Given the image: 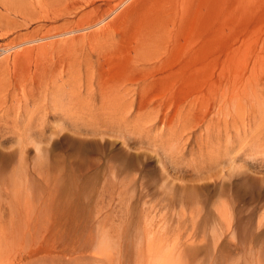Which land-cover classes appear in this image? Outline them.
<instances>
[{
    "label": "rangeland",
    "instance_id": "1",
    "mask_svg": "<svg viewBox=\"0 0 264 264\" xmlns=\"http://www.w3.org/2000/svg\"><path fill=\"white\" fill-rule=\"evenodd\" d=\"M3 1L0 264H264V0Z\"/></svg>",
    "mask_w": 264,
    "mask_h": 264
},
{
    "label": "bare ground",
    "instance_id": "2",
    "mask_svg": "<svg viewBox=\"0 0 264 264\" xmlns=\"http://www.w3.org/2000/svg\"><path fill=\"white\" fill-rule=\"evenodd\" d=\"M5 1V0H4ZM3 1V2H4ZM6 3V2H5ZM4 3V4H5ZM9 4V3H8ZM7 4V5H8ZM5 7H6V4H5ZM12 8V7H11ZM38 17V16H37ZM2 23V22H1ZM1 25V24H0ZM16 26V25H15ZM14 28V27H13ZM14 30V29H13ZM48 31V30H47ZM2 38H5L6 37V35H2L1 36ZM49 37V36H48ZM164 37V36H163ZM1 38V39H2ZM54 41V40H53ZM192 42V41H191ZM262 43V42H261ZM262 46H263V44H262ZM259 47H260V45H259ZM264 47V46H263ZM17 50V49H16ZM19 50V49H18ZM263 50V49H262ZM0 51H2V52H4L2 55H3V57L5 58V59H7L8 58V55H9V51H8V45L7 44H3L2 46H0ZM176 51V50H175ZM174 51V52H175ZM177 53H179V52H177ZM244 53V52H243ZM172 55V54H171ZM250 55V56H249ZM241 57L234 63V65H235V67L234 68H231L230 69V67H229V69L227 70V71H225L224 73L222 72V75L220 76V78L218 79V81H214V82H212V83H210V88H208L207 86H206V88H208V90H207V95H204V96H201V95H198L197 93V97L195 96V97H193L194 99L192 100V102H191V109H193L194 107H197V106H201V105H211L212 103H214L215 104V108L217 107V111H218V113H224L223 111H224V109H222L223 107H225L226 106V108L229 106V105H236V106H242V102L243 101H246L247 102V104H248V102H251V100H248L247 98H253L254 97V99H255V96L257 95V94H259L258 92H259V90L261 91V89H264L263 87H262V85H263V83H262V80H264L263 78H262V75H259L261 72V74H263V70H264V56L262 55V53H253V54H250V53H248V54H244V55H240ZM153 58V57H152ZM40 60V59H39ZM9 61V60H8ZM178 61V60H177ZM176 61V62H177ZM28 62V61H27ZM152 64H155V63H152ZM233 64V63H232ZM230 65V64H229ZM152 66V65H151ZM210 65H208V67L205 69L204 67H203V69L204 70H202V72H203V74H201L202 76L204 75V72H205V75H209V73H210V71H211V69H210ZM214 67V66H213ZM7 68V67H6ZM161 68V67H160ZM214 69H216V68H214ZM174 71H176V70H174ZM5 72V71H4ZM147 72V71H146ZM152 72V71H151ZM211 72H213V71H211ZM178 73V72H177ZM198 73H199V71H198ZM176 75V74H175ZM205 75L203 76V77H205ZM155 76V75H154ZM168 77V76H167ZM166 77V79H168ZM170 78H172L171 77V75L169 76ZM175 77V76H174ZM187 77H189V76H183L182 78L183 79H185V78H187ZM194 76H192V78H193ZM263 77H264V75H263ZM191 78V77H190ZM195 78V77H194ZM206 78V77H205ZM25 79V78H24ZM146 79H147V77H146ZM155 79V78H154ZM173 79V78H172ZM182 79V80H183ZM197 79V78H196ZM21 80V79H20ZM19 80V81H20ZM181 80V79H180ZM181 80V81H182ZM200 80H202V81H204L203 80V78L202 79H200ZM216 80V79H215ZM170 81H172L171 79H170ZM195 81V80H194ZM30 82V81H29ZM193 82V81H192ZM192 82L190 83V82H188V83H186V85H188L189 84V86H193L194 87V83H196V82H194L193 84H192ZM197 82H198V80H197ZM157 83V82H156ZM162 83V82H161ZM203 83V82H202ZM172 84V83H171ZM191 84V85H190ZM154 85V84H153ZM178 85V84H177ZM201 86V85H200ZM204 87H205V85H203ZM5 87H6V85H5ZM8 87V86H7ZM168 87V86H167ZM170 87V86H169ZM197 87H199V86H195L194 87V91L196 92V89H197ZM155 88V87H154ZM196 88V89H195ZM200 88H202L203 89V87H200ZM200 88H198V91H200L199 89ZM205 88V89H206ZM6 89V88H5ZM201 89V90H202ZM204 89V90H205ZM153 90V89H152ZM159 91H161V90H159ZM264 91V90H263ZM202 92H203V90H202ZM199 93H201V92H199ZM195 94V93H194ZM194 94H193V96H194ZM204 94H206L205 92H204ZM200 96V97H199ZM207 96H208V99H206L207 98ZM6 97V96H5ZM257 97V96H256ZM159 98V97H158ZM207 100V102H206V100ZM258 98H256V100H257ZM255 100V101H256ZM7 101V100H6ZM254 101V102H255ZM258 101V100H257ZM260 101V100H259ZM150 103V102H149ZM176 103V102H175ZM252 103H253V101H252ZM6 104V103H5ZM158 104H159V102H158ZM166 104V103H165ZM172 104H173V102H172ZM245 104V103H244ZM253 105V104H252ZM153 107V106H152ZM164 107V106H163ZM178 108V110H177V112L176 113H180V112H182V111H180L179 112V110H182L181 109V107L179 108V106H177ZM9 110V109H8ZM147 110V109H146ZM150 110V109H149ZM169 110V109H168ZM167 110V111H168ZM229 110V109H228ZM193 112V111H192ZM157 113V112H156ZM170 113V112H169ZM189 113H190V110H189V112L188 113H186V115H189ZM147 114V113H146ZM165 114V113H164ZM154 115H155V113H154ZM170 115V114H169ZM174 115V114H173ZM184 116H186L185 114H183ZM204 115H205V113H204ZM146 116V115H145ZM178 116H179V114H178ZM177 116V117H178ZM149 117V116H148ZM180 118H181V116H179ZM187 117H189V116H187ZM187 117H186V120H187ZM212 117V116H211ZM175 118H176V116H175ZM179 118V119H180ZM182 119V118H181ZM181 119H180V122H181ZM189 119V118H188ZM175 120V119H174ZM185 122H187V121H185ZM182 123V122H181ZM184 123V122H183ZM179 126V125H178ZM177 126V127H178ZM181 127V126H180ZM182 127H184L183 125H182ZM186 127V126H185ZM184 127V128H185ZM182 129V128H181ZM172 131V130H171ZM175 131H179V127L178 128H175ZM182 131V130H181ZM83 259H85L84 257L82 258V257H80V258H74L73 260H71V262L70 263H72V262H74L73 264H77V263H79L80 261H82ZM99 259V258H98ZM157 259V258H156ZM95 260H97V259H95ZM94 260V261H95ZM101 260V259H100ZM100 260H98V264H101V261ZM165 260V259H164ZM163 260V261H164ZM171 260V259H170ZM91 261V260H90ZM105 261V260H104ZM155 261V260H154ZM168 261V260H167ZM100 262V263H99ZM106 262V261H105ZM151 262V261H150ZM158 262H159V260H158ZM166 262V261H165ZM104 262H102V264H103ZM163 263V262H162ZM168 263V262H167ZM106 264V263H105ZM150 264H155V263H150ZM159 264H161L160 262H159ZM174 264V263H173ZM180 264H182V263H180Z\"/></svg>",
    "mask_w": 264,
    "mask_h": 264
}]
</instances>
